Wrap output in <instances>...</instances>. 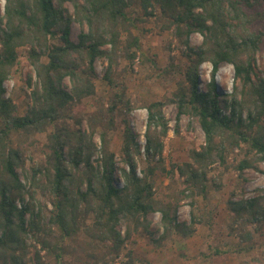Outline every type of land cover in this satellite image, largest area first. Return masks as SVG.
Returning a JSON list of instances; mask_svg holds the SVG:
<instances>
[{
    "label": "trees",
    "instance_id": "16d2710c",
    "mask_svg": "<svg viewBox=\"0 0 264 264\" xmlns=\"http://www.w3.org/2000/svg\"><path fill=\"white\" fill-rule=\"evenodd\" d=\"M4 1V14L0 13V264H49L51 257L60 264L68 243L80 236L93 249L109 244L114 259L124 255L126 264H134V236L151 230V214H161L159 240L171 235L188 239L199 225H210L194 211L199 197L207 199L210 172L217 160L226 162L228 148L248 146V153L235 166L240 177L264 162V78L255 66L264 31H251L254 24L264 22V11L246 12L260 0ZM67 4L72 5L73 14ZM135 7L146 19L156 14L165 18L163 29L174 32L187 58L185 71L178 68L185 79L176 90L145 106L146 165L140 173L137 158L142 146L130 128L123 144L128 169L118 168L111 149L118 114L134 109L127 97L126 76L134 71L141 54L140 38L134 34L141 20L131 14ZM73 22L82 28L77 42L70 38ZM196 33L203 37L199 47L190 43ZM21 48H28L37 79L31 106L23 116L5 96V82L18 65ZM98 59L107 62L103 79L110 94L88 119L86 133L61 121L70 106L97 95L94 64ZM205 63L212 66V83L202 92L197 81ZM223 64L232 65L235 72L234 91L224 99V109L215 83ZM67 79L70 85L65 84ZM27 83L32 86V75ZM168 105L178 110L176 130L181 117L189 116L199 122L206 143L190 151L189 161L166 166L163 155L170 125L164 109ZM14 134H47L45 161L26 170L25 153L13 147ZM97 154L100 158L92 162ZM19 168L25 170L27 182L22 181ZM118 170L122 181L116 177ZM158 171L184 188L169 200L162 198L156 185ZM259 192L253 198L229 201L234 225H264V189ZM184 199L192 200L189 222L178 217ZM122 223L124 236L119 229ZM244 231L242 238L247 239L250 233Z\"/></svg>",
    "mask_w": 264,
    "mask_h": 264
},
{
    "label": "rangeland",
    "instance_id": "374dc122",
    "mask_svg": "<svg viewBox=\"0 0 264 264\" xmlns=\"http://www.w3.org/2000/svg\"><path fill=\"white\" fill-rule=\"evenodd\" d=\"M5 1L0 0V13L4 14ZM70 14H73V7L67 4ZM264 11V0H260L253 9L246 8V12ZM133 16L141 21L138 23L134 34L140 38L141 54L133 64L134 71L126 76L127 97L134 109L131 113L123 112L118 114L117 129L113 135L111 149L116 155L118 168H127L124 162L123 144L126 129L130 128L135 135L136 141L142 146V155L137 158L138 171L146 165L144 155L145 133L147 125V110L145 106L151 102L161 100L168 90H176L179 81L185 79V73L179 74L180 70L185 71L187 58L184 54L185 47L176 38L173 31L164 30L167 21L156 14L155 17L146 19L139 8L131 11ZM81 26L73 22L71 25L70 38L77 42L81 33ZM252 32L264 31V22H257L251 28ZM203 41L200 34H193L190 43L193 47H199ZM28 48L19 50V62L14 68L11 77L5 82L6 97L11 98L18 107V114L23 116L31 106L30 94L37 83L34 68L28 60ZM176 66L177 72L174 76L171 73V65ZM126 64H123V67ZM97 95L87 99L81 104L72 105L67 109L66 118L61 124L71 127H78L88 133V119L97 111L102 101L107 102L110 90L104 82V74L107 62L104 59L95 61ZM256 72L260 78H264V44H262L256 56ZM179 68V69H178ZM227 71L221 73V69ZM171 73V74H170ZM212 66L205 63L200 67L197 86L202 92H207L212 83ZM32 75V86L27 80ZM122 79L123 75L120 74ZM218 100L224 109V99L234 91L235 72L230 64H223L215 79ZM70 85L69 80L65 81ZM107 98V99H106ZM103 99V100H102ZM166 118L169 121L170 131L165 139L164 158L166 166L170 163H184L189 161L190 151L199 150L206 143L205 133L199 122L189 116H182L179 123V131L176 130L178 110L175 105H168L164 109ZM246 117V113H244ZM47 134L27 137L14 134L12 137L13 147L21 149L26 155L25 169L29 171L33 163L45 161ZM95 142L100 148V137H95ZM248 146L242 148H228L226 162L217 163L210 172V184L207 199L198 198L195 213L198 216H205L209 222L199 225L195 235L183 239L178 235H171L162 240L161 214L156 212L149 216L151 230H141L134 236V264H264V225L241 227L234 225L233 215L230 211L229 201H239L253 198L261 194L259 189H264V162L257 164L258 169H248L244 176L240 177L235 166L248 153ZM253 157V155H251ZM100 158L97 154L92 157V162ZM158 159V158H157ZM23 182H27L25 170L18 169ZM116 177L122 181L120 171ZM157 191L162 198L169 200L177 191L183 189L181 182L171 183L161 172L156 175ZM220 186V187H217ZM191 199H184L178 209L180 221H190L193 209ZM48 210H52L49 199L46 200ZM91 220V218L89 219ZM241 227V229H240ZM237 228V230H236ZM122 235H125V226L122 223L119 227ZM247 233L250 237L242 238ZM235 230V231H234ZM109 244H99L96 249L87 245L85 236H80L77 242H69L67 254L60 264H126V258L120 256L116 259L111 255ZM126 250L130 246H126ZM216 251H220L217 254ZM126 252V251H124ZM45 254V253H43ZM96 255V258H91ZM49 264H56L54 258H49Z\"/></svg>",
    "mask_w": 264,
    "mask_h": 264
},
{
    "label": "bare ground",
    "instance_id": "6f19581e",
    "mask_svg": "<svg viewBox=\"0 0 264 264\" xmlns=\"http://www.w3.org/2000/svg\"><path fill=\"white\" fill-rule=\"evenodd\" d=\"M227 71H225L224 68L221 69V73L225 74Z\"/></svg>",
    "mask_w": 264,
    "mask_h": 264
}]
</instances>
